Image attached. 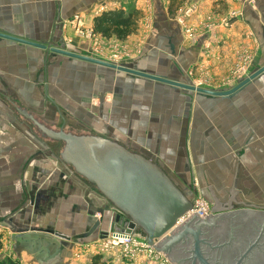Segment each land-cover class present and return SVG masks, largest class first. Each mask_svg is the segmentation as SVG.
Segmentation results:
<instances>
[{
	"label": "crops",
	"instance_id": "0c3cea01",
	"mask_svg": "<svg viewBox=\"0 0 264 264\" xmlns=\"http://www.w3.org/2000/svg\"><path fill=\"white\" fill-rule=\"evenodd\" d=\"M104 1L109 0H0V34L73 54H84L86 46L76 36L73 37L70 26H83L84 23L85 27L93 30V20L102 13L98 10L101 6L104 8ZM157 3L153 14L156 25H159L167 20ZM112 8L106 11L116 10ZM242 13L257 41L260 52L257 65L261 69L264 66V0H255V9L245 5ZM174 25L163 24L159 34L165 40L168 52L174 56L176 69L184 76L186 68L199 58L202 39L189 48L180 49L174 40L179 32ZM66 35L71 38L70 45L63 42ZM149 43L148 51H155L159 46L156 38H150ZM153 54L156 55L150 53L152 58ZM126 67L132 70L133 65ZM136 71L147 75L153 72L150 69ZM53 75L58 76L56 80L68 81L66 90L59 81L58 91H55L62 94L64 103L53 94L48 84V80H54ZM153 76L185 83V80L177 79L179 74L178 77ZM263 76L261 74L258 79ZM79 81L86 84L85 97L77 93L75 84ZM188 94L183 89H173L127 73L119 74V71L80 60L52 56L38 48L0 38V132L17 136L21 133L28 139L5 142V137L0 135V216L2 213H15L29 202L23 189L28 180L35 181L36 171L31 170L36 167V156H28L30 154L26 150L36 149V144H39L43 151H50L45 148L50 145L38 137L36 129L16 112V108L26 110L35 119L54 128L64 123V130L92 133L117 141L158 164L182 191L192 197L199 192L208 201L206 183L211 197L219 204L227 203L228 177H233L235 158L240 157L236 167V208L244 205L264 209V193L259 195L258 185L244 175V166H249L255 175L264 164V156L258 157L260 149L254 146L248 150L250 143L260 142L255 141L252 134L257 130L264 132V126L257 129L247 127L245 131L243 124L236 126L237 122L233 123L234 115L230 109H217L218 104L212 105L221 99V104H229L234 95L213 98L196 94L198 103H194L190 112L186 103ZM91 99L97 100V106L91 105ZM78 109L87 111L96 119L76 112ZM221 116L226 117L223 125L218 124ZM29 162L32 169L28 167ZM66 170L72 172L69 168ZM261 172L264 175V169ZM194 179L199 184L197 188L191 185ZM16 180L24 181L20 188L17 185L21 183L14 186ZM72 181L66 180L64 184L69 186L68 190L52 200L53 213L44 226L33 221L30 223L27 217L22 219L27 226L0 220L15 234L21 229H29L30 233L15 236L18 240L13 246L16 256L25 252L36 264H72V258L64 256L73 248L72 238L77 237L86 245L107 235L114 216L112 206L99 196L104 201L101 204L110 207L105 213H101L105 208L99 210L102 214L100 220L94 219V211L87 200L77 197L76 190L71 188ZM18 197L24 206L18 203ZM44 219L36 217L37 222L43 223ZM58 249L61 251L56 254Z\"/></svg>",
	"mask_w": 264,
	"mask_h": 264
},
{
	"label": "rangeland",
	"instance_id": "374dc122",
	"mask_svg": "<svg viewBox=\"0 0 264 264\" xmlns=\"http://www.w3.org/2000/svg\"><path fill=\"white\" fill-rule=\"evenodd\" d=\"M156 2L160 3H157V6L161 7L166 15V23L175 24L174 27L176 29L178 28L179 32L174 40L179 43L180 49L189 48L198 42L199 39H202L199 58L196 63L186 68L183 74L184 76L180 75L176 69L177 66L173 62L175 60L174 56L168 52L165 40L162 39L160 36L161 34H159L160 27L166 23L156 25L155 15L153 14ZM245 5L249 6L251 9H255V0H109L104 1V8L106 9L101 8L103 7L101 6L98 11L104 12L109 7H113L112 10H118L116 7H121L119 10H121L124 15L132 11L139 12V22L137 23L138 28L136 33L120 41L116 38L104 39L95 34L90 27H85L86 25L84 23H82L83 26H70V30H73V37L76 36L77 39L86 46L85 49L87 50L85 53H81L82 55L78 53L77 55L79 56L103 63H111V65L126 69H129L126 66L132 64V71H136V69H150L153 71L151 72V76L154 74H165V76L168 77H178L179 74L177 79L185 80L184 84H179L190 86L195 89L212 91L226 90L227 92H232L229 96H234L229 101V104H221V99L215 100L216 102L212 105L215 106L218 104L216 106L217 109H230L232 115H234L233 123L235 124L237 122L236 126L243 124V130L247 131V127L257 129L259 126H264V76L262 79H258L261 74L264 75V72L249 81V83L255 82L254 84L248 86L249 83H247L234 92L233 89L237 88L239 83L250 78L256 73L257 69L260 70L257 65V58L260 53L258 52V44L250 25L243 18L242 12ZM122 6H124V8H122ZM128 10H130V12H128ZM175 31L177 32V30H174V32ZM150 38H156L159 42V46L155 51H148L150 49L149 47H151L149 43ZM70 41L71 38L66 35L63 40L64 44L70 45ZM150 53H155L156 55L153 54L152 58ZM49 54L51 53L49 52ZM63 72H66V70ZM119 74L124 73L119 72ZM57 77L58 76L53 75L52 78L54 80H48V84L53 94L59 97L60 101L64 103L62 94H57L55 91H58L57 86L59 81L62 82L61 86L66 90L69 86L66 84L68 81L56 80ZM76 83H78L75 84L78 95L85 97L87 93L86 84L82 85L81 81ZM186 92L189 93L186 97L187 107L191 109L190 112H192L194 103H198V98L195 97L197 93L189 90ZM90 102L93 107L97 106L96 99H91ZM203 107L204 105L201 104V108ZM76 112L88 114L87 111L81 112L80 109ZM92 118L95 117L92 116ZM224 119H226V117L221 116L218 124L223 125L225 122ZM51 128L57 129L59 127ZM261 133H263V135L259 136ZM17 134L18 136L6 131H4V133L0 132V135L5 137V142L28 140L24 134ZM252 135L255 137V141L260 140V142L250 143L248 150H252L253 147L256 146L260 149L258 157L261 155L264 156V146L262 145L264 141V132L257 130ZM47 143L50 147L45 148L50 150L49 152L43 151V148L40 147L39 144H36V149L31 151L26 150L28 151L27 153L30 154L28 156H36V167H32L33 170H31L33 172L36 171L35 181L32 182L28 180L25 183L26 188L23 189V192H27L26 200L29 201H27L28 204L25 206L22 205L23 202L21 197H18V203L24 206V208L12 214L2 213L0 220L6 219L11 224H19L20 222V225L23 226L26 224L23 223L22 219L27 217V219L31 221L30 223L33 221L36 225L44 226L43 224L49 221L47 218L51 217L53 213L51 206L52 200L57 195L62 196L64 191L68 190L69 186L66 187V184H64L66 180H73L71 188L76 190V196L87 200V204L94 211L92 217L96 220H100L102 217L101 213H105V211H107L106 209H109L110 206L104 203L103 206L101 203L104 201L101 200L99 197L100 195L96 193V191L92 190V187L90 190L88 184L84 181L81 182V179L73 172L70 173L66 170L68 168L58 159L61 146L59 144ZM245 148H247V146ZM220 158H224V156L220 155ZM262 160L264 161V159ZM28 167L29 169L31 168L30 162ZM249 168V166H244L245 178H250L254 184L258 185L259 188L257 191L259 195H261V193H264V175L261 172L264 169V164L260 165L259 171L255 175ZM23 182L24 181L19 182L16 180L14 186L21 183L17 185L18 188H20ZM189 183H191V181ZM193 184L196 188L199 186L196 179L193 180L191 185ZM14 186L10 188H14ZM197 196L205 200L199 192ZM205 202L208 203L207 200ZM102 208L105 209L100 213L99 210ZM23 210L26 212L23 213ZM111 211L117 214L116 210L112 207ZM38 216L42 218L45 217L43 223L36 221V217ZM19 219L21 221H19ZM9 228L10 227L6 223H0V241L2 243L0 262L10 259L18 261L21 264H36L27 253L21 252L20 256H16L13 250L14 244H17L18 241L15 239V236L27 234L29 229H21L18 234H15ZM43 234H46V232L43 231ZM137 234L140 233L137 231ZM60 240L65 242L62 238H60ZM100 240L102 241V238H98L84 245L79 242L77 237L72 238L70 242L74 244L73 248L69 254L66 253L64 256L65 258L71 257L72 264H92L93 258L98 256L103 260H108L110 264H124V262L120 260V255L110 256L102 253L97 244ZM132 264H163V262L160 256L156 255L154 252L150 253L146 250H142V252L134 256Z\"/></svg>",
	"mask_w": 264,
	"mask_h": 264
},
{
	"label": "water",
	"instance_id": "95a60500",
	"mask_svg": "<svg viewBox=\"0 0 264 264\" xmlns=\"http://www.w3.org/2000/svg\"><path fill=\"white\" fill-rule=\"evenodd\" d=\"M1 39L18 42L40 50L50 52L52 56H62L99 65L133 76L170 86L173 89L195 91L197 94L213 97H228L232 92L226 90H200L185 86L158 76H151L131 69L116 67L77 54L54 49L50 46L35 44L29 41L0 34ZM264 72V67L256 71L250 78L239 83L234 92ZM232 90V91H233ZM16 112L28 121L35 129L38 137L46 142L59 144L61 151L59 161L92 187L103 197L116 212V223L126 234L140 232L146 243L161 254L169 264H211L207 252L202 246L206 233L218 230L224 224L233 227L236 223H246L258 230L254 236V245H258L264 236V209L242 205L236 208V167L240 157L235 158L233 177H228L229 194L227 203L219 204L205 183L208 201L212 204L209 215L199 218L195 213L187 220L179 223L186 213L192 209V196L182 191L177 184L156 163L143 155L131 151L117 141L92 133H74L64 130V123L52 129L45 122L35 119L26 110L16 108ZM224 225V226H223ZM222 226V227H220ZM191 241L189 260L176 258L177 252L185 242ZM249 246L245 255L253 249ZM58 249L56 254L60 253ZM55 254V255H56ZM245 260V259H244ZM239 260L236 264H242Z\"/></svg>",
	"mask_w": 264,
	"mask_h": 264
},
{
	"label": "flooded vegetation",
	"instance_id": "af4514ba",
	"mask_svg": "<svg viewBox=\"0 0 264 264\" xmlns=\"http://www.w3.org/2000/svg\"><path fill=\"white\" fill-rule=\"evenodd\" d=\"M218 230L207 232L202 248L207 252V258L211 264H236L243 260L242 264H264V236L254 245V236L258 230L255 226L246 223H236L231 227L229 224ZM223 225V226H224ZM252 246L253 250L245 255L244 250ZM192 247L191 241L185 242L183 247L177 252L176 258L189 260V251ZM245 259V260H244Z\"/></svg>",
	"mask_w": 264,
	"mask_h": 264
},
{
	"label": "built area",
	"instance_id": "2783aa9c",
	"mask_svg": "<svg viewBox=\"0 0 264 264\" xmlns=\"http://www.w3.org/2000/svg\"><path fill=\"white\" fill-rule=\"evenodd\" d=\"M191 202L192 210L186 213L185 216L179 220L178 224L184 222V219L187 220L194 213L198 215L199 218H205L209 215L211 211L209 203L200 199L197 195L192 197ZM116 213L120 214L118 212ZM115 216L116 214L114 213L112 227L109 232L102 238V241L100 240L97 243L102 253L110 256L120 255L121 262H124V264H132L134 256L139 252H142V250H146L150 253L154 252L153 249H149L150 246L146 243L140 232V234H137V231L126 234L125 230L116 223ZM155 254L160 256L163 264H169L163 255L157 253Z\"/></svg>",
	"mask_w": 264,
	"mask_h": 264
},
{
	"label": "trees",
	"instance_id": "16d2710c",
	"mask_svg": "<svg viewBox=\"0 0 264 264\" xmlns=\"http://www.w3.org/2000/svg\"><path fill=\"white\" fill-rule=\"evenodd\" d=\"M139 22V12L132 11L124 15L121 10L105 11L93 20V31L104 39L116 38L124 40L131 34L136 33ZM2 243L0 241V250ZM0 264H21L18 261L6 259ZM92 264H110L108 260H103L100 256L94 257Z\"/></svg>",
	"mask_w": 264,
	"mask_h": 264
},
{
	"label": "bare ground",
	"instance_id": "6f19581e",
	"mask_svg": "<svg viewBox=\"0 0 264 264\" xmlns=\"http://www.w3.org/2000/svg\"><path fill=\"white\" fill-rule=\"evenodd\" d=\"M108 64H109V63H108ZM110 64H111V63H110ZM93 190H94V189H93ZM96 193H97V192H96ZM98 194H99V193H98ZM198 197H199L200 199L204 200V199H203V198H201L200 196H198ZM102 198H103V197H102ZM103 199H104V198H103ZM104 200H105V199H104ZM105 201H106V200H105ZM204 201H206V200H204ZM106 202H107V201H106ZM107 203H108V202H107ZM108 204H109V203H108ZM109 205H110V204H109ZM112 208H113V207H112ZM191 210H192V209H191ZM191 210H190V211H191ZM184 220H186V219H184ZM184 220H183V221H184ZM149 249L151 250V249H153V247H152V246H150V248H149Z\"/></svg>",
	"mask_w": 264,
	"mask_h": 264
}]
</instances>
